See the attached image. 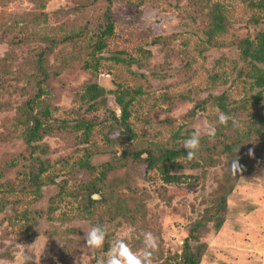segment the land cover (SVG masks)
<instances>
[{
	"label": "rangeland",
	"instance_id": "obj_1",
	"mask_svg": "<svg viewBox=\"0 0 264 264\" xmlns=\"http://www.w3.org/2000/svg\"><path fill=\"white\" fill-rule=\"evenodd\" d=\"M251 0H211L220 3L231 24L229 31L216 40L222 46L211 47L197 25L189 18V0H115L113 12L118 16L114 25V34L109 38L107 49L103 52L97 74L92 71H78L69 79V90L62 96L58 109L52 113L53 120H65L72 123L79 103L74 96L81 95L83 87L96 82L106 92L117 89H130L140 94L130 107V123L135 140L132 143L164 144L176 133L182 136L189 130L198 131L206 136L210 118L218 115L216 108L204 106L195 109L210 95L229 97V102H238L252 96L243 79L237 76L242 64L238 59L235 41L251 36L264 29V13L252 11L248 5ZM69 0H49L46 13L71 8ZM33 4L25 0L0 3V58L13 52L18 59L25 57L33 47L29 41L9 45L4 41L11 19L33 9ZM258 23L255 25L254 23ZM27 25V29L24 26ZM41 30L45 29L42 25ZM21 30V31H20ZM32 30L29 24L17 22L13 36L25 37ZM157 36L170 37L169 50L178 55L177 59L165 61L166 51L155 45ZM113 58L125 62L117 63ZM186 98V102L174 107L167 101ZM108 104L95 115L96 135H92L89 145L75 144L64 147L57 138H46L50 153L45 157L51 167L43 175L44 186L39 195L22 190L26 185V172L22 163L6 166L11 155H17L25 148L22 129H15L14 112H0V199L6 206L0 215V238L6 239L0 247V264H20L18 254L21 250L32 251L39 261L41 252L51 248L57 252L66 240L73 239L84 244L83 232L93 223L84 219L78 201L71 197L76 188L73 180L67 182L62 193L60 186L68 179L69 171L76 163L84 160L86 148H105L99 131L103 126L114 122L112 114L120 117V110L114 98L108 94ZM2 102L13 106L21 103L15 96L5 95ZM264 101V97L262 98ZM252 112L264 117V108L251 105ZM112 134L110 138H116ZM110 154H120L121 146L107 149ZM44 158V157H42ZM110 155L100 154L92 158L99 166L109 160ZM254 172L240 179L237 187L228 198L226 221L218 233L211 232L203 241L207 244L201 264H264V165H252ZM198 177L197 182L190 180L180 185H167L158 170L145 172V166L132 169L128 185L138 189V194L147 193L150 199L146 208L151 220H156L161 230L165 250L179 253L187 228L192 220L206 207L207 196L216 188L220 168L190 172ZM168 188V200L158 199L155 190ZM127 194V189H123ZM93 199H98L93 196ZM110 234V246L115 238L127 235V242L135 238L134 228L120 219L105 226ZM106 254V253H105ZM104 253L81 246V250L70 264H98ZM39 264H41L39 262Z\"/></svg>",
	"mask_w": 264,
	"mask_h": 264
},
{
	"label": "trees",
	"instance_id": "obj_2",
	"mask_svg": "<svg viewBox=\"0 0 264 264\" xmlns=\"http://www.w3.org/2000/svg\"><path fill=\"white\" fill-rule=\"evenodd\" d=\"M15 0H0V3H10ZM33 4V9L15 16L7 28L4 41L9 45H19L29 41L33 47L28 49L25 57L20 60L9 52L0 58V112H14L15 129H22V140L25 148L17 155H11L5 165L16 166L22 163L25 186L22 190L39 195L44 186L43 175L46 174L51 162L45 158L50 153L46 138H57L64 147L75 144L89 145L92 135H96V112L103 110L108 104V94L114 98V103L120 110V117L114 122L103 126L99 135L103 137L105 148H86L84 160L76 163L69 171L68 179L60 186L62 193L68 181L73 180L76 188L71 197L78 201L84 219L93 225L106 226L118 219L134 228L135 238L128 243L138 251L143 246L141 233L151 231L159 238V248L154 254L153 264H201L207 252V244L203 241L211 232L218 233L226 221L227 202L240 179L254 172L252 165H264V117L252 112L251 105H262L264 108V29L251 36L235 41L238 59L242 64L237 76L244 80L249 90H256L249 98L238 102H229L226 93L220 96L210 95L195 109L204 106L216 108L218 113L224 112L236 118L238 127H233L231 121L227 126L216 123L217 116L210 118V125L215 127V137L202 136L200 148L194 160L184 158L186 150L182 144L194 131L189 130L185 135L179 132L164 144L132 143L136 135L130 123V107L139 95V91L117 89L106 92L96 82L83 87L81 95L74 96L78 102L77 110H72L75 120L69 123L65 120H53L52 113L58 109L62 96L70 89V77L78 71L98 72L103 52L107 49L109 38L114 34V25L118 16L113 12L115 0H69L71 8L46 13V2L49 0H25ZM189 18L197 25L205 37V42L211 47L222 46L217 38L225 35L229 23L223 6L212 3L211 0H189ZM248 7L252 11L264 13V0H251ZM24 22L32 30L24 37L13 36L17 22ZM259 22H255L258 25ZM45 27L41 30L40 26ZM27 29V25L24 26ZM21 31V30H20ZM170 37L157 36L153 41L166 52V63L177 59L178 55L169 50ZM117 63L125 62L113 58ZM5 95L21 99V103L13 106L1 99ZM167 101L174 107L177 103L186 102L180 97L177 101ZM116 134V138H110ZM121 146L120 154H110L108 148ZM251 151V154H249ZM108 154L109 160L96 166L92 163L95 155ZM44 157V158H42ZM238 159L243 170L233 175L227 168L231 160ZM145 166V172L158 170L163 182L167 185H180L190 180L197 182L198 177L190 174L198 170L206 171L220 168L221 175L217 178L216 188L207 196L206 207L192 220L187 228V235L179 253H171L164 248L161 230L156 220L149 218L146 201L150 199L147 193L138 194V189L128 185L132 169ZM127 189V194L123 189ZM159 200H168V188L160 187L155 190ZM97 196L98 199H93ZM6 201L0 199V215L5 209ZM107 229V228H106ZM6 235L0 238V247ZM84 245L73 239L66 240L57 251L45 249L40 257L41 264H70L81 246ZM110 248V234L106 236L102 249L97 253H106ZM36 258L32 251L24 250ZM88 264H95L94 261Z\"/></svg>",
	"mask_w": 264,
	"mask_h": 264
},
{
	"label": "clouds",
	"instance_id": "obj_3",
	"mask_svg": "<svg viewBox=\"0 0 264 264\" xmlns=\"http://www.w3.org/2000/svg\"><path fill=\"white\" fill-rule=\"evenodd\" d=\"M231 121L233 127H238L239 123L235 117L224 112H219L216 123L220 126H227ZM207 135L210 139L215 137V127L208 126ZM201 135L198 131H194L187 139L183 141L182 147L186 150L184 158L192 161L196 158L200 148ZM251 154V151L250 153ZM233 175L243 170V166L239 164L238 159L231 160L230 166L227 167ZM107 229L102 225L90 226L83 232L81 239L84 241V247L89 249H102L105 243ZM143 246L140 250L134 251L127 242V235L115 238L105 257L99 259L98 264H153L154 254L159 248V238L151 231L141 233ZM42 255V252H41ZM20 264H39L35 257L21 250L18 254Z\"/></svg>",
	"mask_w": 264,
	"mask_h": 264
}]
</instances>
